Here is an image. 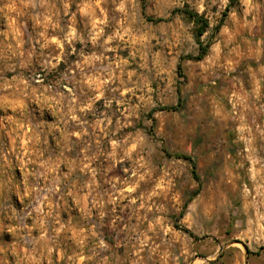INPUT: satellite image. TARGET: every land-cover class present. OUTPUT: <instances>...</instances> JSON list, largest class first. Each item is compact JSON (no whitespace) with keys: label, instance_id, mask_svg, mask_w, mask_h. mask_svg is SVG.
Wrapping results in <instances>:
<instances>
[{"label":"rangeland","instance_id":"rangeland-1","mask_svg":"<svg viewBox=\"0 0 264 264\" xmlns=\"http://www.w3.org/2000/svg\"><path fill=\"white\" fill-rule=\"evenodd\" d=\"M229 1L0 0V264H264V0Z\"/></svg>","mask_w":264,"mask_h":264},{"label":"trees","instance_id":"trees-1","mask_svg":"<svg viewBox=\"0 0 264 264\" xmlns=\"http://www.w3.org/2000/svg\"><path fill=\"white\" fill-rule=\"evenodd\" d=\"M229 3H230V5L233 4V0H230ZM228 7H229V5H228ZM181 11L184 13L186 18L189 19L194 24L195 33H196V37L198 40L199 48H198V53L195 56H193V58L196 60H200L205 56L210 42L208 40V42L203 44V42L201 40H199V36H201L203 33H205L206 31L209 30V22L207 21L206 18H204V16L202 14H199L196 11H192V10H189L187 8H184ZM158 19L160 20V18H158ZM222 22H223V19L222 18L219 19L217 24L213 27L212 31L213 32L217 31L218 28L221 26ZM179 68H180V65L178 64V69ZM178 99H180L179 89H178ZM161 109H175V107L174 106H163ZM176 157H181L183 159L191 161L190 157L188 155H185V154H180V155L178 154V155H176ZM191 173H192L193 178L196 181H198V176L195 172L194 166H192ZM197 192L198 191L196 189L193 192V195H195Z\"/></svg>","mask_w":264,"mask_h":264},{"label":"water","instance_id":"water-1","mask_svg":"<svg viewBox=\"0 0 264 264\" xmlns=\"http://www.w3.org/2000/svg\"><path fill=\"white\" fill-rule=\"evenodd\" d=\"M233 242H237V241H233ZM232 243V242H230ZM230 243H227L225 245H223L221 248H220V251H219V254L218 256L220 255V253L223 251V249ZM243 248H244V253H245V258L247 259V254H248V249L246 248V246L243 245ZM208 262L211 261L212 259H208V258H205ZM245 259V264H247V261Z\"/></svg>","mask_w":264,"mask_h":264}]
</instances>
